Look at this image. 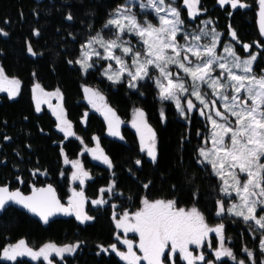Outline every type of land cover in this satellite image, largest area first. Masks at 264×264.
Instances as JSON below:
<instances>
[{
	"label": "trees",
	"instance_id": "obj_1",
	"mask_svg": "<svg viewBox=\"0 0 264 264\" xmlns=\"http://www.w3.org/2000/svg\"><path fill=\"white\" fill-rule=\"evenodd\" d=\"M125 0H0V66L8 76L20 81L19 92L10 97L0 91V184L9 183L28 191L33 185L52 182L60 195L68 194V170L62 162L63 150L75 157L82 143L92 145L94 136L113 167L83 155V163L91 178L84 186L87 214L93 220L81 223L73 215L54 218L46 224L24 210L8 206L0 213V249L19 239H25L34 248L52 242L57 245L77 243L80 246L55 264H128L114 251H103L116 243L117 228L113 214L123 209L134 211L143 198L175 200L177 207L196 206L210 227L224 225L226 245L237 260L246 264H261L264 253L259 248L260 233L241 218L224 213L218 217L217 201L222 199L221 180L212 173L208 163H200L198 149L208 144L209 123L206 116L193 110L185 119L172 101H161L152 81L141 82L138 90L126 81L110 82L100 74L99 67L83 73L76 64L81 46L95 33L105 37L114 30L105 29L108 16ZM185 25H198L209 17L221 32L220 42L232 40L235 52L247 56L256 51L253 63L256 75L264 73V41L257 32L255 0H241L249 7L236 9L220 5L218 0H200L201 11L190 18L187 9L176 0ZM73 19H66L68 14ZM38 31V35L34 34ZM251 47L245 51L243 45ZM31 46L33 53L27 51ZM71 61L72 63H69ZM37 80L45 89H59L66 116L79 136L65 137L56 128V119L46 109L35 110L31 99V84ZM88 84L103 93L119 120L127 121L135 107L143 109L149 125L156 133L158 160L153 162L140 150V139L134 127L120 125V135H107L100 115L89 111L82 87ZM199 106L198 103H195ZM163 108L166 119L161 120ZM85 112L86 115H85ZM85 120L83 121V116ZM7 136L10 139H4ZM140 160L141 164H135ZM115 181L114 191L101 193L100 189ZM148 185L147 188L144 185ZM103 196L108 203L93 205L92 198ZM115 206V207H113ZM119 211V212H118ZM255 229V230H250ZM210 247L218 246L216 233L210 236ZM209 248V247H208ZM207 248V249H208ZM244 248L253 252L250 259ZM206 249L207 260L214 259L213 251ZM217 264H236L229 257L216 260ZM0 264H47L42 259L18 257L17 261L0 259ZM141 264H146L141 262ZM177 264H184L177 258ZM198 264H204L202 261Z\"/></svg>",
	"mask_w": 264,
	"mask_h": 264
},
{
	"label": "snow or ice",
	"instance_id": "obj_2",
	"mask_svg": "<svg viewBox=\"0 0 264 264\" xmlns=\"http://www.w3.org/2000/svg\"><path fill=\"white\" fill-rule=\"evenodd\" d=\"M187 8L190 18H196L201 11L198 8L200 0H182ZM220 5H230L231 8H246L248 4L241 0H218ZM259 6V30L264 35V0H258ZM131 4L117 6L111 18L104 25L105 29H112L113 38L105 39L101 33L81 46L82 58L76 63L81 65L84 72L95 67L99 59L113 60L119 66V71L108 74L113 66L108 65L104 75L114 83L126 80L127 86L138 90L141 82L152 81L158 89L159 99L163 101H174L177 111L185 119L193 110H198L201 116H206L212 126L210 138L212 147L198 149L199 156L203 159L200 163L211 165L213 172L223 181L220 192L225 197L233 198L235 202L225 205L223 199L218 200L216 215L222 216L225 212L229 216L241 218L244 223L254 222L257 229L261 230L260 249L264 252V73L257 76L253 71V63L257 59L256 54L249 53L248 57L241 58L233 49L231 43L223 45V55L217 52V45L220 43L221 33L215 28H200L198 32L188 33L185 30V21L182 19L180 9L175 6L174 0H141L139 7L151 9L158 23L144 19L141 21ZM72 20L69 13L66 17ZM205 26L211 21H203ZM34 34L38 35V31ZM133 35L138 39L141 48L132 45L127 35ZM236 39V33L231 30L229 33ZM0 35L7 36L8 33L0 29ZM182 35L185 43H179L177 37ZM205 38L207 40L205 41ZM205 41V42H201ZM95 45L100 49L98 51ZM247 51L251 45H243ZM264 47V46H262ZM27 51L33 53L29 45ZM117 51L121 54L117 55ZM34 54V53H33ZM97 57L93 61L92 57ZM125 57L130 58V63ZM69 63H72L69 61ZM172 66L181 71L173 72ZM217 69L219 72L217 73ZM239 69L238 73L236 70ZM156 75H153V73ZM215 73V75H214ZM11 85L7 89L9 96H15L20 89L18 79L9 78L5 70L0 66V84ZM210 89V92L204 91ZM39 89L44 96L56 95L62 99L59 89L55 93H45L39 84L34 85V91ZM0 88V91H3ZM84 92L89 102L97 108L96 100L103 101L104 97L99 91L85 87ZM184 97V103L181 102ZM194 97L199 101V106L193 102ZM219 105V107H218ZM51 106V105H50ZM105 119L108 121V131L112 136H119V118L115 111L102 105ZM223 109V110H221ZM36 110L40 111V100L37 98ZM99 110V109H98ZM57 117V128L65 132L66 137L74 135L70 131L71 122L66 118L62 106L54 109ZM86 115V114H85ZM161 120L166 119L163 108L160 111ZM143 109L134 110L132 126L136 128L140 137V150L146 151L147 156L153 161L158 160L156 133L148 124ZM219 118V119H217ZM123 139V137H120ZM4 139H10L5 136ZM95 148L86 149L93 154V157L102 161L109 168L113 167L112 160L104 154L99 147L98 138ZM76 169L71 179L79 181L81 185L90 179V173L86 171L79 160L68 161ZM135 164L140 165L141 161L136 160ZM231 180L225 177V174ZM243 174L244 178H241ZM115 181H112L107 188L100 189L105 192H113ZM145 188L148 185H144ZM9 202L22 205L30 212L37 214L47 223L49 218L56 213L72 214L81 223L93 220L94 217L84 212L83 191L73 190L67 206L62 204L56 196L52 185L46 187H33L31 195H24L19 189L10 190L8 186H0V210H4ZM93 205H104L107 200L101 198L92 200ZM142 207L134 212L125 211L116 219V227L123 229L125 238L117 239L127 246V251H120L116 244L108 248L101 246L103 251L111 249L128 264H177L179 260L187 264H196L203 261L204 264H216L215 260H207L203 253L194 255L190 245L200 248L204 245L210 232L216 233L219 247L214 250L216 260L222 257H229L236 261V264H246L244 260H237L231 248L225 247L224 225L219 224L210 227L205 222L204 215L194 205L189 209L177 207L175 200H149L143 198ZM115 207V206H113ZM259 213V214H258ZM255 230V229H250ZM137 233L139 241L137 247L142 255H137L133 250L134 242L126 238V234ZM80 246V242L58 246L55 243H46L39 249L29 247L26 241L20 240L16 244L8 245L0 249V259L17 261L18 257H30L32 260L43 258L47 264H53L50 258L55 253L61 259L64 254H72ZM210 246V245H209ZM248 257H253L250 249L244 248ZM255 264V261H252ZM264 264V261L261 262Z\"/></svg>",
	"mask_w": 264,
	"mask_h": 264
},
{
	"label": "rangeland",
	"instance_id": "obj_3",
	"mask_svg": "<svg viewBox=\"0 0 264 264\" xmlns=\"http://www.w3.org/2000/svg\"><path fill=\"white\" fill-rule=\"evenodd\" d=\"M176 0H174V3H175V6H177L176 5V2H175ZM170 2H171V0H170ZM140 3H141V0H125V2H124V4H131L133 7H132V11L133 12H135L136 13V15H137V17L141 20V21H143L144 19H147V20H149V21H151L153 24H157L158 23V21H157V19H156V17H155V15H154V13L152 12V10L151 9H141L140 7H139V5H140ZM181 4L183 5V2H181ZM179 8V7H178ZM199 8V7H198ZM116 9V8H115ZM114 9V10H115ZM187 9V8H186ZM114 10L112 11V13L108 16V18H107V21H108V19L109 18H111V16L113 15V12H114ZM203 21H211V23L210 24H208L207 26H205L202 22ZM184 27H185V30L188 32V33H192V32H198L199 31V29L200 28H207V29H211V28H215L214 27V25H213V21H212V19L211 18H209V17H206V18H203V19H201V21H200V23L198 24V25H194V24H190V25H185L184 24ZM216 29V28H215ZM216 31H218L219 33H221L219 30H217L216 29ZM97 33H101V32H97ZM97 33H95L93 36H95ZM102 34V33H101ZM103 35V34H102ZM230 35V34H229ZM104 36V35H103ZM104 38L105 39H111V38H113V35L112 36H110V37H105L104 36ZM220 38H221V36H220ZM90 39V38H89ZM89 39H87L86 41H85V43L89 40ZM125 39H130L131 40V43H132V45H134V46H136L137 48H141V44L140 43H138V39L135 37V36H133V35H131V34H129V35H127L126 37H125ZM177 39H178V41H179V43H181V44H183V43H185V41L183 40V38H182V35H178V37H177ZM207 40V38H205V41ZM232 40H234L233 38H232V36L230 35V39L229 40H227V41H224L223 43H219L218 45H217V52L219 53V54H224L223 53V45H226V44H229V43H231V45H232V47H233V43H232ZM205 41H201V42H205ZM245 45V44H244ZM94 47H96V49L98 50V51H101V53L103 52V50L102 49H100L99 48V46L98 45H95ZM234 49V48H233ZM86 50V49H85ZM85 50H82V51H85ZM82 51L80 52V54L77 56V58H76V61L77 60H80L81 58H82ZM117 55H120L121 53L119 52V51H117V53H116ZM253 54H256V51H254L253 52ZM238 55V54H237ZM240 56V55H239ZM241 58H246V57H248V55L247 56H240ZM125 59L126 60H128L129 61V63H130V58H128V57H125ZM92 60L93 61H97V57H95V56H93L92 57ZM80 68H81V65L80 64H78V63H76ZM109 64H111L113 67L110 69V70H108V74L110 75V74H112L113 72H117V71H119V66L118 65H116V63H115V61H113V60H103V59H99L98 60V62L95 64V67L98 65V66H100L99 67V71H100V74L103 76V77H105L106 79H108L107 78V76L106 75H104L103 73H104V71L106 70V69H108V65ZM94 68V67H93ZM81 70H82V68H81ZM172 70H173V72H176V71H181V75H183V73H182V70H179V69H177L175 66H172ZM217 71V73L219 72V69H217L216 70ZM238 73L240 72V70L239 69H237L236 70ZM82 72L83 73H86V72H84L83 70H82ZM153 75H156V73L154 72L153 73ZM214 75H215V73H214ZM8 78H9V80H11L12 78H15V79H17L16 77H12V76H8V75H6ZM257 76H259V75H257ZM109 80V79H108ZM110 82H113V81H111V80H109ZM126 81V80H125ZM36 84H39V82L37 81V80H34L33 82H32V84H31V99H32V101H33V105H34V107H35V110H36V103H37V98H39V100H40V111L41 110H43V109H46V110H48L49 112H51L52 113V115L55 117V119H56V128H57V124H58V120H57V117H56V115L54 114V109H57V106L59 105V106H62V108H63V110H64V113H65V109H64V106H63V97H62V99L60 98V97H58V96H56V95H50V96H44L42 93H41V91L39 90V89H37V90H33L34 89V85H36ZM40 85V84H39ZM155 85V84H154ZM11 87V85H9L8 83H2V84H0V88H3L4 90H3V92H5L6 94H8L9 95V93H8V91H7V89H9ZM40 87H41V89H43V92H45V93H55V91H56V89H45V88H43L41 85H40ZM156 87V86H155ZM94 88V87H93ZM95 90H97V91H99L97 88H94ZM156 89H157V87H156ZM204 91H208V92H210V89H207V88H204ZM100 92V94L104 97V100L103 101H100V100H96L95 102H96V104L98 105V107L97 108H94L93 106H92V104L89 102V111L91 110V111H95L96 113H100V112H104L103 111V108H102V105L103 104H107L108 105V107H110L109 106V104H108V102L106 101V99H105V96L103 95V93L101 92V91H99ZM12 97H14V96H12ZM157 97L159 98V96H158V89H157ZM191 99H193V102L194 103H198L199 104V101H196L195 100V98L194 97H191ZM173 102V104H174V106H175V102L174 101H172ZM181 102L182 103H184V97H182V99H181ZM51 105V106H50ZM111 108V107H110ZM137 108H139V107H135V108H133L132 109V111H131V116H130V118L127 120V121H122V120H119L120 121V123H119V126L122 124V123H128V124H130V125H132V121H133V119H134V110L135 109H137ZM176 108V107H175ZM99 109V110H98ZM177 110V109H176ZM223 110V109H222ZM178 112V111H177ZM87 112H85V114H86ZM179 113V112H178ZM66 114V113H65ZM180 114V113H179ZM66 118H67V116H66ZM146 118V117H145ZM68 119V118H67ZM83 121L85 120V115L83 116ZM217 119H219V118H217ZM208 121V120H207ZM148 122V121H147ZM208 123H209V135H208V144L207 145H204V146H202V147H204V148H206V149H210L211 147H212V141H211V138H210V132H211V130H212V126H211V124H210V122L208 121ZM149 124V123H148ZM72 125V124H71ZM58 129V128H57ZM135 130H136V128H134ZM59 130V129H58ZM60 131V130H59ZM70 131L72 132V133H74V135H71V136H78L75 132H74V130H73V128H72V126H71V129H70ZM137 131V130H136ZM61 133H63L64 134V136L66 137V134H65V132H62V131H60ZM120 133V132H119ZM138 133V132H137ZM138 135H139V133H138ZM68 137V136H67ZM79 137V136H78ZM94 137H96V136H94ZM118 138H120L121 137V135H119V136H117ZM97 138V137H96ZM139 139H140V137H139ZM94 141H93V144L92 145H86V144H84V143H82V147H81V149L78 151V153H77V155L75 156V157H72V158H69L65 153H64V150H63V157H62V162H63V164L64 165H66V166H69V170H68V187H67V189H68V194L65 196V200L68 202V200H69V198L73 195V190H75V191H77V192H79V191H83V193H84V200H85V202H84V212H86L87 213V210H86V207H87V197L85 196V190H84V186H85V184H86V181H85V183L83 184V185H81L80 183H79V181H74V180H72L71 179V175H72V173L76 170V169H74L73 168V166H72V164L71 163H65V158H67V160L68 161H75V160H79L80 161V163L83 165V167H84V169L86 170V171H88L86 168H85V166H84V164H83V159H82V156H83V154L84 153H88V155L89 156H91V157H93V154L91 153V152H89V151H87L86 149H92V148H95L96 147V145H97V140L96 139H93ZM99 147L103 150V148L101 147V145L99 144ZM201 148V147H200ZM103 152H104V150H103ZM104 154L106 155V153L104 152ZM94 158V157H93ZM201 158V160L203 159L202 157H200ZM95 159V158H94ZM97 160V159H96ZM99 161V160H98ZM102 162V161H101ZM261 162H264V160H262ZM103 163V162H102ZM210 165V164H209ZM211 166V165H210ZM211 170H212V168H211ZM212 173L213 174H215L214 172H213V170H212ZM216 175V174H215ZM217 176V175H216ZM220 180H221V178L219 177V176H217ZM225 177L227 178V179H229V180H231V178L230 177H228L227 176V173L225 174ZM241 178L243 179L244 178V176H243V174H241ZM222 183H223V181L221 180V185H222ZM109 186V185H108ZM108 186H106V187H103V188H107ZM221 187V186H220ZM102 189V188H101ZM235 197V193H233V197H225L224 195H223V193H222V199L225 201V205L227 206L229 203H232V202H235V200L233 199ZM98 198H101V197H97V198H92V199H90V201H92V200H95V199H98ZM221 200V199H220ZM142 207V204H141V206H140V208ZM140 208H138V209H136V210H134V211H128V210H125V209H123L120 213H118L117 215H116V219H119L120 218V215H122L125 211H128L130 214L131 213H134V212H136V211H138ZM119 212V211H118ZM226 214H227V212H225ZM73 214V216L76 218V216H75V214L74 213H72ZM259 214V213H258ZM114 223H115V226H116V221L114 220ZM251 224L253 225V227L254 228H256V226L254 225V222H251ZM117 228V227H116ZM257 229V228H256ZM257 231L260 233V236H261V230H259V229H257ZM214 232H210L209 234H208V237L206 238V240H205V242H204V245L202 246V247H200V248H197L195 245H190L189 246V248H190V250L191 251H193V254L194 255H197V254H200V253H203L204 255L206 254V249L208 248V249H210V250H212L213 252H214V250L216 249H214L213 250V248L211 249V247L209 246V243H210V236L213 234ZM117 234H119L120 235V238H121V240L122 239H124L125 238V234H124V232H123V229H118L117 228ZM126 238L127 239H130V240H132L133 242H134V244H133V250L137 253V255H142V253L139 251V249H138V247H137V244H138V241H139V237H138V234L137 233H132V232H129V233H127L126 234ZM218 238V237H217ZM20 240H24V241H26L25 239H19V240H17V241H15V242H12V243H9V244H7L6 246H8V245H12V244H16L18 241H20ZM116 243H113V244H116L117 245V248L120 250V251H127V246L126 245H124V244H122L121 242H120V240H118V239H116V241H115ZM26 243H27V241H26ZM47 243H49V242H47ZM52 243V242H51ZM217 243H218V241H217ZM28 244V243H27ZM44 244H46V243H44ZM44 244H42V245H44ZM68 244H74V243H68ZM41 245V246H42ZM62 245H64V244H62ZM5 246V247H6ZM28 246L29 247H32L30 244H28ZM40 246V247H41ZM58 246H60V245H58ZM218 247H219V245H217ZM40 247H38V248H34V247H32L33 249H39ZM217 247V248H218ZM225 247H228L227 245H226V243H225ZM229 248V247H228ZM259 248H260V242H259ZM207 249V250H208ZM109 250H111V249H109ZM112 251V250H111ZM115 252V251H114ZM116 253V252H115ZM264 253V252H263ZM65 254H68V253H65ZM213 255H214V259H209V260H215V262H216V258H215V254L213 253ZM27 257V256H26ZM30 258V257H29ZM50 258L53 260V264H55L56 263V261L54 260V258H57V259H60V257L59 256H57L55 253H52L51 254V256H50ZM40 259H42L43 260V258H40ZM44 261V260H43ZM46 262V261H45ZM128 262V261H127ZM143 262H145V261H143ZM184 262V264H187V262L186 261H183ZM202 261H198V262H196V264H198V263H201ZM47 263V262H46ZM146 263V262H145ZM217 264V263H216Z\"/></svg>",
	"mask_w": 264,
	"mask_h": 264
},
{
	"label": "water",
	"instance_id": "obj_4",
	"mask_svg": "<svg viewBox=\"0 0 264 264\" xmlns=\"http://www.w3.org/2000/svg\"><path fill=\"white\" fill-rule=\"evenodd\" d=\"M258 13H259L258 0H255V22H256L257 32H258V35L260 36V38L264 41V35H261L260 30H259V15H258ZM85 87H90V88H92V89H94V88H93L91 85H88V84H85V85H83V87H82V91H83L84 97H85L86 101L89 102V99H88L87 95H86L85 92H84V88H85ZM94 90H95V89H94ZM99 115H100V118H101L103 124L105 125V128H106V134H107V135H110V133H109V131H108V121L105 119L104 112H100ZM49 184L52 185V187L55 189V191H56V196H57V198L60 200V202H61L62 204H64L65 206H67L68 203L63 202V201L60 199V197H59V195H58V191H57L55 185H54L52 182H46L45 184H40V185H34V186H31L30 189H29L28 191H26V192L22 191L19 187H11L9 183L0 184V186H4V185H6V186H8V188H9L10 190H12V191H14V190H16V189H19V190L21 191V193H23L24 195L27 196V195H31L32 190H33V187H36V188H42V187H46V186L49 185ZM8 206H14V207L20 208V209L24 210L25 212L29 213L31 216H33V217L36 218L37 220H39L41 223L46 224V223L41 219L40 216H38V215L35 214V213L30 212L28 209L24 208L22 205L15 204L14 202H9V203L6 205L5 208H7ZM2 211H3V210H0V213H1ZM70 215H72V214L56 213V214H54L53 216H51V217L49 218V221H51V220L54 219V218H58V217H68V216H70ZM49 221H48V222H49ZM48 222H47V223H48Z\"/></svg>",
	"mask_w": 264,
	"mask_h": 264
},
{
	"label": "flooded vegetation",
	"instance_id": "obj_5",
	"mask_svg": "<svg viewBox=\"0 0 264 264\" xmlns=\"http://www.w3.org/2000/svg\"><path fill=\"white\" fill-rule=\"evenodd\" d=\"M218 107H219V105H218ZM222 110V109H221ZM118 130H119V132H120V126H118ZM114 137H116V138H118L117 136H114ZM84 154H87L88 155V153H84ZM83 154V155H84ZM89 156V155H88ZM89 157H91V156H89ZM91 158H93V157H91ZM82 159H83V156H82ZM94 159V158H93ZM96 160V159H95ZM100 161V160H99ZM101 162V161H100ZM84 164V163H83ZM56 187V186H55ZM57 189V188H56ZM58 191V190H57ZM24 192H26V191H24ZM58 195H59V197H60V199L63 201V202H65V203H67V201L65 200V197H63L62 195H60L59 194V192H58Z\"/></svg>",
	"mask_w": 264,
	"mask_h": 264
}]
</instances>
